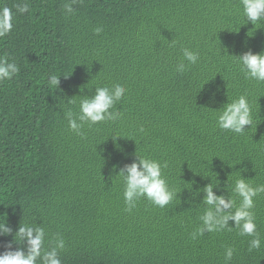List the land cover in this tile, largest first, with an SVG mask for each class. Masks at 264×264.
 <instances>
[{
	"label": "trees",
	"instance_id": "trees-1",
	"mask_svg": "<svg viewBox=\"0 0 264 264\" xmlns=\"http://www.w3.org/2000/svg\"><path fill=\"white\" fill-rule=\"evenodd\" d=\"M20 3L29 10L17 13ZM2 6L14 20L0 37V58L15 61L19 72L0 81V221L13 232L19 222L41 223L45 248L63 238L62 264H264V193L252 209L259 249L249 251L252 237L234 226L192 236L204 207L203 193L191 198L198 187L216 182V174L229 192L240 173L254 187L264 184V82L245 79L232 57L264 51V27L242 25L240 0ZM184 48L199 60L183 61L178 72ZM52 74L60 76L57 89ZM116 83L127 89L114 109L120 118L85 124V138L70 131L65 113H78L95 87ZM241 94L252 105L253 127L242 135L219 129L216 111ZM135 154L167 162L162 173L181 192L165 207L141 198L126 210L116 173ZM11 239L0 237V251Z\"/></svg>",
	"mask_w": 264,
	"mask_h": 264
},
{
	"label": "clouds",
	"instance_id": "clouds-1",
	"mask_svg": "<svg viewBox=\"0 0 264 264\" xmlns=\"http://www.w3.org/2000/svg\"><path fill=\"white\" fill-rule=\"evenodd\" d=\"M240 6L242 25L250 23L252 29L255 30L264 27V0H240ZM15 9L17 13L23 14L29 10V5L27 3L16 4ZM65 11L73 12L71 4L65 5ZM13 20V9L8 6L0 7V37H5L11 32ZM101 31L102 28L99 27L94 29L96 34ZM182 55L183 60L176 67L178 72L185 70L186 65L183 61L195 64L199 60L198 53L188 48L182 49ZM232 57L239 65L245 79L264 82V51L253 53L249 50ZM18 72L19 67L15 61L9 62L6 57L0 58V81L12 79ZM59 77L55 74L50 75L49 85L57 89ZM126 91L127 89L120 83L111 87H95L92 95L84 96L79 100L78 113L71 109L65 113L69 130L85 138V134L81 131L85 124L91 126L119 119L121 113L114 109ZM214 96L215 93L210 98L214 99ZM70 103H75V101H70ZM223 105V108L216 111L215 115L216 126L219 129L242 135L246 132L245 126H249L248 130L253 127L252 105L247 95L241 94ZM117 137L119 136L112 139L114 144ZM115 146L117 150H121L119 145ZM167 166V162L161 163L156 159L135 154L133 162L125 164L117 171L116 175L120 177L124 186L123 199L127 211L135 208L137 201L141 198L161 208L177 198L181 191L170 187L162 173V169ZM214 188L221 194H215ZM188 190L191 192V187ZM224 192H227V195ZM200 193H203L200 203L204 207L199 216L201 224L192 234L194 239L203 235L204 232H220L225 229L231 231L234 226L239 229L240 236L252 237L249 241V251L261 247L262 241L257 232L255 214L252 209L255 207L254 198L264 193V184L254 187L250 179L243 177L240 173L229 192L225 185L223 189L220 188V181L216 174V182L209 181L202 188L198 187L195 192H192V200ZM236 198H239L238 204ZM229 221H232L231 226ZM8 235H11L12 239L3 244L4 250L0 251V264H62L59 252L65 247L63 238L57 236L53 242L54 246L45 248L47 233L41 223L19 222L13 232L6 220L0 221V237ZM233 252L232 247L225 249L226 261L232 259Z\"/></svg>",
	"mask_w": 264,
	"mask_h": 264
}]
</instances>
